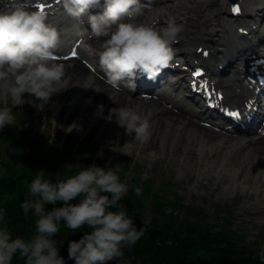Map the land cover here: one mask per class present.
I'll list each match as a JSON object with an SVG mask.
<instances>
[{
	"label": "clouds",
	"instance_id": "clouds-1",
	"mask_svg": "<svg viewBox=\"0 0 264 264\" xmlns=\"http://www.w3.org/2000/svg\"><path fill=\"white\" fill-rule=\"evenodd\" d=\"M100 0H63L65 12L80 22L77 35L86 34L99 42L98 48L86 46L103 71L107 83L118 87L121 82L135 90L137 74L149 80L169 66L173 59L171 44L181 26L169 18L163 26L139 23L135 17L142 12L140 0H104L102 14L89 17L90 30L83 27L82 15ZM100 37H106L102 42ZM61 34L47 22L44 11L29 10L25 0H4L0 10V130L18 123L13 106L26 103L25 93L34 96L43 109L51 97L66 89L64 65L55 62L54 50L60 45ZM97 91V90H96ZM111 98V97H110ZM112 99V98H111ZM10 106H7L9 105ZM96 115H102L103 106ZM134 135V141L145 143L150 135V117L132 107H114L105 117ZM77 125L72 124L68 132ZM116 150V149H114ZM127 154V153H125ZM128 185L121 182L113 168L95 164L58 182L37 173L28 186V197L20 203L25 216L31 210L36 217L34 234L29 239L13 238L5 221L6 210L0 208V264H13V258L24 264H65L54 242L61 223L71 232L87 226L78 241L68 245V257L75 264H131L124 260V250L143 237L145 229L133 223L126 210L113 211L125 197ZM140 194V189H135ZM79 198V203H71ZM62 202L52 210L46 204ZM264 264V244L259 248Z\"/></svg>",
	"mask_w": 264,
	"mask_h": 264
},
{
	"label": "rangeland",
	"instance_id": "rangeland-1",
	"mask_svg": "<svg viewBox=\"0 0 264 264\" xmlns=\"http://www.w3.org/2000/svg\"><path fill=\"white\" fill-rule=\"evenodd\" d=\"M210 3L208 0H203L196 8L198 5L196 1L176 0L164 6L163 9L193 21L195 27L192 29L204 33L203 29L222 28L224 13L222 0H211ZM184 4L185 7H181ZM209 4L212 5L207 14L209 25L202 28V13ZM81 71L86 73L85 69ZM23 98L26 100L25 104L12 107L18 121L17 125L33 127L35 134L41 135L42 138L53 137L55 134H58V137L62 134L68 135L69 142L75 146L81 145L87 154L95 151V155L104 156L107 168H113L116 174L122 177V182L127 185L130 176L136 173L131 169L134 167H138L141 173L138 175L140 180L150 176L157 187H162L160 184L163 180L171 179L174 182L172 187L175 189L179 187L185 193L186 202L203 207L213 212V215L216 213L228 223H233L246 235V239L254 240L264 236V205L260 208L255 205L257 201L264 204V170L258 172L259 165L253 162L252 156L245 159L242 153L232 151L227 155L229 162L224 167H220L217 163L218 155L212 151L213 147L210 150L204 149L202 155L194 153L195 147L189 146L188 141L186 142L188 145L181 147V137L178 140L176 138L178 134L183 135L184 132L181 129L176 130L172 145L163 149L146 150L144 144L132 141L130 136L125 135L123 128L119 127L117 131L107 128L106 123L109 120H106L102 128L98 126L96 121L99 117L92 119L91 114H87L89 109L83 111L81 102L71 107L67 106L63 99L61 106L65 107L61 111L53 107L54 103L51 104L52 108L47 105L41 110L35 107L41 103L37 98L27 93L23 95ZM4 106L0 103V107ZM7 106H10V103ZM26 117L32 120L23 126ZM155 123L156 121L152 126ZM173 123L174 121H171V124ZM72 124L77 127L68 132ZM186 135L192 138L196 132L189 130ZM49 143L50 141L46 142L37 157L38 162L34 165L36 173L43 171L42 163L45 162V149ZM15 148L28 155L27 147H19L15 143L13 149ZM72 160L71 156L66 160L68 165L73 166ZM126 163L130 164L128 170L124 169ZM122 206V201H119L118 206L114 207L115 211L121 210Z\"/></svg>",
	"mask_w": 264,
	"mask_h": 264
},
{
	"label": "trees",
	"instance_id": "trees-1",
	"mask_svg": "<svg viewBox=\"0 0 264 264\" xmlns=\"http://www.w3.org/2000/svg\"><path fill=\"white\" fill-rule=\"evenodd\" d=\"M26 139L38 144L39 140ZM2 144L10 143L13 135L7 129L0 136ZM39 149L36 146L35 153ZM57 149H60L56 161L49 165L51 179L54 183L56 176L66 178L77 173L78 162L75 167L66 168L64 160L71 147L60 146L59 141L51 144L47 157H51ZM7 152L6 148H4ZM21 156L17 152L10 153L5 170L0 171V208L6 210L4 224L7 225L13 238L19 236L29 239L34 234L35 219L30 210L25 216L20 208V203L28 197V186L33 180L31 164L20 163ZM45 174V178H46ZM133 190L125 197L124 210L133 218V223L139 229L143 227V237L131 248L124 250V260L131 264H261L259 248L264 244V236L254 240H246L241 231H238L226 219H214L201 208L184 204L182 194L179 190L173 191L172 195H164L166 189L161 192H153L151 183L148 181L143 185L139 195ZM151 196V200L149 197ZM71 203H79V198ZM63 203L46 204L47 210L62 207ZM172 206L181 210V213L171 214L165 211L166 207ZM148 221L145 222V216ZM89 229L87 226L71 232L63 223L60 232L54 234V242L59 249V254L64 258L65 264H75L68 257V248L60 246V238L70 242L79 240ZM61 247V248H60ZM13 264H24L22 260L13 258ZM108 264H117L116 260Z\"/></svg>",
	"mask_w": 264,
	"mask_h": 264
},
{
	"label": "bare ground",
	"instance_id": "bare-ground-1",
	"mask_svg": "<svg viewBox=\"0 0 264 264\" xmlns=\"http://www.w3.org/2000/svg\"><path fill=\"white\" fill-rule=\"evenodd\" d=\"M250 1L255 3V1L257 0ZM150 14H154L155 16H157L154 12ZM153 19L154 18H152V20ZM223 23L224 28L225 25L229 26L228 21H225V19L223 20ZM181 33L183 32H178V35ZM207 35L210 34L194 33L191 37H189L187 45H193V42L197 39L203 41L204 37ZM64 70V76L69 75L71 79L67 83L66 89H64L63 91L64 94H61L59 92L52 96L55 100V103H57L56 108H58V110L61 107V103H58V98L60 97L62 98V100H65V104L67 106H74L78 102H81L82 107H85V105H87V109H89L87 114H91L92 119H95L96 116L99 117L96 122L97 125L102 128L106 123L107 119H105V117L109 115L110 109L114 107H132L135 109L138 108L141 114L149 115L150 117V135L147 141L144 143L146 146V150L152 148L163 149L166 146L172 145L173 139L176 135V130L181 129L184 132L183 135L180 136L178 134L176 136L177 140L179 137H181V147H185L186 145H188L186 143L188 141L189 146L195 147L194 153H197L199 155L203 154L204 149L210 150L212 149V147H214V149L219 150L217 162L218 166L224 167V165L229 162V158L227 155L231 154L233 149H238L239 147H243L244 145L237 139H224L218 133L204 127L202 128L191 120H188V122L185 123L183 122L185 120L181 121L182 117L180 115L172 111L166 110L162 114H160V106L156 100H137V98L131 100L130 98H127L124 93L119 94L116 100L113 97H111V99L110 92L112 93L113 90L95 77L86 76L81 71L80 64L78 62H74L70 66L64 64ZM97 89H99V91H96ZM85 90L86 92H84ZM83 92L84 94H82ZM94 92L96 94L93 100H90V95ZM101 105L103 106L102 115H96V113L100 111L99 106ZM87 114H85V116ZM154 121H156V123L154 126H152ZM171 121H174V123L171 124ZM175 122H177L176 125ZM107 126V128H113L116 131L119 128V126L114 121L108 122ZM189 130L196 132V135H194L192 138H188L186 134ZM130 138L132 141H134V135L130 136ZM244 146L245 147H243L242 154L245 159L252 156L253 160L256 161V163L259 164L261 168L264 169V158H262V155H264V141L260 139L255 142H249Z\"/></svg>",
	"mask_w": 264,
	"mask_h": 264
},
{
	"label": "snow or ice",
	"instance_id": "snow-or-ice-1",
	"mask_svg": "<svg viewBox=\"0 0 264 264\" xmlns=\"http://www.w3.org/2000/svg\"><path fill=\"white\" fill-rule=\"evenodd\" d=\"M37 9L40 10V11H44L45 9V5L44 4H38L37 6ZM230 11L232 13H235V14H238L240 12V6L238 4H235L234 3V6L231 7ZM241 32L244 31V29H240ZM202 51V54L203 55H207V52ZM77 55V52L75 49H73L71 51V56L72 57H75ZM67 59V57H66ZM192 77H193V81H192V88L194 90H200V91H203L206 96L208 97H212V96H215L216 99H222V97L216 92L215 89H212L211 91H209V83L207 81V79H196V78H199V77H203V73L201 72V70L199 68H196L192 73H191ZM260 83L262 85H264V79H262L260 81ZM230 117L232 118H239L240 117V112L239 111H232L229 113Z\"/></svg>",
	"mask_w": 264,
	"mask_h": 264
}]
</instances>
